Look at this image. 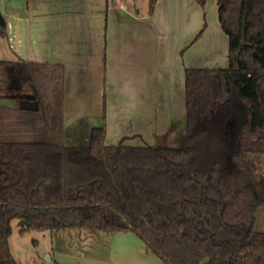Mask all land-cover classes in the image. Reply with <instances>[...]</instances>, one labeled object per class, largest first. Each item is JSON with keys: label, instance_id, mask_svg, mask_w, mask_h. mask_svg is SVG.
Here are the masks:
<instances>
[{"label": "trees", "instance_id": "16d2710c", "mask_svg": "<svg viewBox=\"0 0 264 264\" xmlns=\"http://www.w3.org/2000/svg\"><path fill=\"white\" fill-rule=\"evenodd\" d=\"M217 4L229 66L185 70L183 147L108 145L105 125L69 146L63 67L0 60V264H17L13 220L22 233L134 231L166 264H264V0Z\"/></svg>", "mask_w": 264, "mask_h": 264}, {"label": "crops", "instance_id": "0c3cea01", "mask_svg": "<svg viewBox=\"0 0 264 264\" xmlns=\"http://www.w3.org/2000/svg\"><path fill=\"white\" fill-rule=\"evenodd\" d=\"M0 11L8 30L0 37V56L8 57L0 60L63 67L69 146H87L91 130L105 125L108 145L180 147L174 143L186 138L185 70L229 66L217 0L205 7L197 0H157L152 12L126 0H0ZM54 231L62 241L66 234ZM107 233L104 256L52 248L45 263L166 264L132 231ZM20 243L13 230L9 247L17 264H23ZM36 249L33 264H43Z\"/></svg>", "mask_w": 264, "mask_h": 264}, {"label": "rangeland", "instance_id": "374dc122", "mask_svg": "<svg viewBox=\"0 0 264 264\" xmlns=\"http://www.w3.org/2000/svg\"><path fill=\"white\" fill-rule=\"evenodd\" d=\"M128 5H132L135 9L139 8L140 11L145 12L150 10V0H126ZM8 56H0L1 58H5ZM11 105L17 106L18 102L13 100H7ZM171 143V144H170ZM178 143V142H177ZM153 145H173V142H164L161 144H153ZM182 147L185 145V141L181 144ZM180 146V147H181ZM254 165L256 167V171L258 175H264V161L255 160ZM21 220H13L12 228L14 230V236H20L21 243L19 247V255L23 264H33V254L32 251L36 249L35 255L37 259H40L43 264L46 260H48V254L52 248L55 251L68 252L74 255H78L79 252H83L84 255L97 254V255H106L107 246L109 243V235L107 232L102 231H86L79 229H58L66 234L62 241L52 237L54 230H46V231H37V230H27L24 232V235L19 234V229L22 228L20 225ZM256 229L258 231H264V207H260L256 210ZM133 236H135L140 242L149 246L146 242H144L136 232L132 231ZM37 241L39 244H37ZM17 244L13 241V249H17ZM150 247V246H149ZM151 248V247H150ZM152 249V248H151ZM153 250V249H152ZM40 262V261H39Z\"/></svg>", "mask_w": 264, "mask_h": 264}, {"label": "water", "instance_id": "95a60500", "mask_svg": "<svg viewBox=\"0 0 264 264\" xmlns=\"http://www.w3.org/2000/svg\"><path fill=\"white\" fill-rule=\"evenodd\" d=\"M28 99L30 98V99H34L35 98V95H27L26 96ZM31 104L29 105V106H26V107H35V103L34 102H30ZM20 225H22V226H25V225H27V221L26 220H21L20 221Z\"/></svg>", "mask_w": 264, "mask_h": 264}, {"label": "flooded vegetation", "instance_id": "af4514ba", "mask_svg": "<svg viewBox=\"0 0 264 264\" xmlns=\"http://www.w3.org/2000/svg\"><path fill=\"white\" fill-rule=\"evenodd\" d=\"M22 105H25V106H29L31 103L26 101V100H23L20 102Z\"/></svg>", "mask_w": 264, "mask_h": 264}]
</instances>
